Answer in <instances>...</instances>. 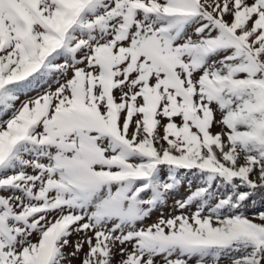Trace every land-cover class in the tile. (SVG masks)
Listing matches in <instances>:
<instances>
[{"label": "snow or ice", "instance_id": "snow-or-ice-1", "mask_svg": "<svg viewBox=\"0 0 264 264\" xmlns=\"http://www.w3.org/2000/svg\"><path fill=\"white\" fill-rule=\"evenodd\" d=\"M72 258L264 264V0H0V264Z\"/></svg>", "mask_w": 264, "mask_h": 264}, {"label": "rangeland", "instance_id": "rangeland-1", "mask_svg": "<svg viewBox=\"0 0 264 264\" xmlns=\"http://www.w3.org/2000/svg\"><path fill=\"white\" fill-rule=\"evenodd\" d=\"M53 87H55V85H53ZM30 95L34 96V95H36V93L35 92H32V93H30ZM25 99H26L25 96H21L20 97V100L17 101V106H19L20 102L23 101V100H25ZM217 118H219V115H217ZM219 130L220 129L218 127H214V129H213V131H219ZM186 195H187V192H186L185 188L184 187H181L177 193H173L169 197V199H168V206L165 207V208H163L162 210L161 209H158L156 212H154L152 214V216H151V219L147 220L146 223L150 224V223L154 222L156 220L157 216L160 215V212L161 211H163V213L165 215H168V213L171 211V208H172V205H173L174 201L176 199H179V198L184 197ZM258 210L259 209L257 208L255 211H258ZM72 239H76V237L73 236ZM71 250H72L71 247H68V248L65 249V252L67 253V252H70ZM116 252L119 253V249L118 248L116 249ZM119 259H120V256L117 254L116 260H119ZM71 264H80V261L77 258H72L71 259ZM113 264H115V261L113 262Z\"/></svg>", "mask_w": 264, "mask_h": 264}, {"label": "trees", "instance_id": "trees-1", "mask_svg": "<svg viewBox=\"0 0 264 264\" xmlns=\"http://www.w3.org/2000/svg\"><path fill=\"white\" fill-rule=\"evenodd\" d=\"M256 209H257V208H256ZM256 209H250L249 211H250V212H254Z\"/></svg>", "mask_w": 264, "mask_h": 264}]
</instances>
